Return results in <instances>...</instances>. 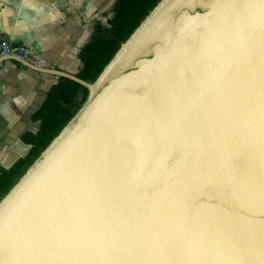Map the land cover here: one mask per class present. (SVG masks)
Masks as SVG:
<instances>
[{"label":"water","instance_id":"1","mask_svg":"<svg viewBox=\"0 0 264 264\" xmlns=\"http://www.w3.org/2000/svg\"><path fill=\"white\" fill-rule=\"evenodd\" d=\"M21 62L89 93L0 200V264H264V0H161L93 83Z\"/></svg>","mask_w":264,"mask_h":264},{"label":"crops","instance_id":"2","mask_svg":"<svg viewBox=\"0 0 264 264\" xmlns=\"http://www.w3.org/2000/svg\"><path fill=\"white\" fill-rule=\"evenodd\" d=\"M115 0H0V40L33 48L49 66L77 73L81 48L93 33V20ZM111 7V6H110ZM53 74L15 59L0 64V164L9 166L30 149L22 140L39 122L32 114L56 83Z\"/></svg>","mask_w":264,"mask_h":264},{"label":"trees","instance_id":"3","mask_svg":"<svg viewBox=\"0 0 264 264\" xmlns=\"http://www.w3.org/2000/svg\"><path fill=\"white\" fill-rule=\"evenodd\" d=\"M160 1L116 0L110 10L100 13L93 20L89 42L79 52L82 67L77 76L95 82L122 44ZM88 93L85 85L68 77H57L45 100L32 114L33 121L39 122V128L27 130L21 136L31 148L12 165L0 164V200L74 116Z\"/></svg>","mask_w":264,"mask_h":264},{"label":"built area","instance_id":"4","mask_svg":"<svg viewBox=\"0 0 264 264\" xmlns=\"http://www.w3.org/2000/svg\"><path fill=\"white\" fill-rule=\"evenodd\" d=\"M5 59H19L35 67H52L30 46L23 43L0 40V64Z\"/></svg>","mask_w":264,"mask_h":264},{"label":"rangeland","instance_id":"5","mask_svg":"<svg viewBox=\"0 0 264 264\" xmlns=\"http://www.w3.org/2000/svg\"><path fill=\"white\" fill-rule=\"evenodd\" d=\"M115 1H116V0H115ZM113 3H115V2H113ZM110 6L112 7V6H113V4H112V5H111V4H109V5L106 7V9H107V10H110V9H111V7H110Z\"/></svg>","mask_w":264,"mask_h":264}]
</instances>
